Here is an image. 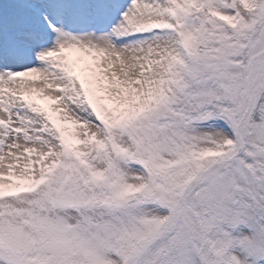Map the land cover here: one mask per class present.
<instances>
[{
    "label": "snow or ice",
    "instance_id": "snow-or-ice-1",
    "mask_svg": "<svg viewBox=\"0 0 264 264\" xmlns=\"http://www.w3.org/2000/svg\"><path fill=\"white\" fill-rule=\"evenodd\" d=\"M0 264H264V0H0Z\"/></svg>",
    "mask_w": 264,
    "mask_h": 264
}]
</instances>
